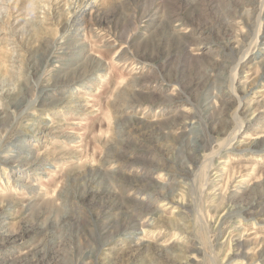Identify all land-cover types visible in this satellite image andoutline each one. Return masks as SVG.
I'll use <instances>...</instances> for the list:
<instances>
[{
    "label": "rangeland",
    "instance_id": "374dc122",
    "mask_svg": "<svg viewBox=\"0 0 264 264\" xmlns=\"http://www.w3.org/2000/svg\"><path fill=\"white\" fill-rule=\"evenodd\" d=\"M0 264H264V0H0Z\"/></svg>",
    "mask_w": 264,
    "mask_h": 264
},
{
    "label": "bare ground",
    "instance_id": "6f19581e",
    "mask_svg": "<svg viewBox=\"0 0 264 264\" xmlns=\"http://www.w3.org/2000/svg\"><path fill=\"white\" fill-rule=\"evenodd\" d=\"M48 84H49V83H48ZM204 182H205V181H204ZM42 194H43V193H42ZM7 203H9V202L7 201ZM10 203H11V202H10ZM10 203H9V204H10ZM14 203H16V202H14ZM11 209H12V208H11Z\"/></svg>",
    "mask_w": 264,
    "mask_h": 264
}]
</instances>
